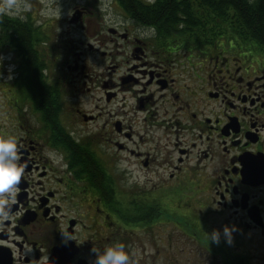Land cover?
Segmentation results:
<instances>
[{
  "label": "flooded vegetation",
  "instance_id": "flooded-vegetation-1",
  "mask_svg": "<svg viewBox=\"0 0 264 264\" xmlns=\"http://www.w3.org/2000/svg\"><path fill=\"white\" fill-rule=\"evenodd\" d=\"M112 1L119 13L102 26L119 59L106 73L76 52L52 69L37 49L47 104L20 53L0 58L15 65L0 81V136L17 137L25 165L0 264H93V246L115 243L129 264H264V30L219 0H173L159 22L131 6L168 0Z\"/></svg>",
  "mask_w": 264,
  "mask_h": 264
},
{
  "label": "rangeland",
  "instance_id": "rangeland-1",
  "mask_svg": "<svg viewBox=\"0 0 264 264\" xmlns=\"http://www.w3.org/2000/svg\"><path fill=\"white\" fill-rule=\"evenodd\" d=\"M46 0H34V7L28 14L29 21L34 29L41 33V38L37 45V49L41 50L42 56L46 62L53 68L59 69L64 66V63L71 61L78 56L80 61H83L90 72L95 73L107 72V66L115 64L116 57L114 51V43L109 41V36L103 32L102 19H115L114 17L119 13V9L115 6L112 0H47V3L56 8L57 5L61 8V16L55 15L43 16L41 15V8L44 6ZM83 8L86 12V17L82 20L81 25H74L77 19L73 18L79 12L75 9ZM75 10V11H74ZM9 17V16H7ZM13 18V17H9ZM17 19V18H13ZM83 26V28H82ZM3 35L0 32V58L9 61L13 58L14 53L10 54V49H1L3 47L9 48L4 43ZM87 44L92 48L98 49V52L89 50ZM74 52L75 54L71 57ZM105 52L102 56L101 53ZM109 53L110 56H107ZM71 58V59H70ZM117 59H119L117 57ZM100 64H103L101 66ZM15 65H8L2 69L0 61V81H10L11 73L14 71ZM9 75L11 78H9ZM20 76H22L20 74ZM96 83H87V89L80 97L84 103L85 108L93 106V96L96 94ZM145 172V170H142ZM139 174V173H138ZM141 175V173H140ZM144 179L139 183L142 184ZM156 183V179H154ZM172 232V231H171Z\"/></svg>",
  "mask_w": 264,
  "mask_h": 264
},
{
  "label": "clouds",
  "instance_id": "clouds-1",
  "mask_svg": "<svg viewBox=\"0 0 264 264\" xmlns=\"http://www.w3.org/2000/svg\"><path fill=\"white\" fill-rule=\"evenodd\" d=\"M34 7V0H0V16H9L19 20H26L28 14ZM41 15L61 16V8L57 5L52 8L47 0L41 8ZM155 34V28L149 27L140 32L141 36ZM9 78L11 76L9 75ZM19 148L17 137L8 135L0 136V227H4L5 221L14 220V212L12 206L17 203V194L20 191L19 183L24 174L25 165L20 163ZM234 228L225 225L222 229L226 243H231V235ZM66 240L71 237L68 233H62ZM220 230L214 229L207 234L208 239L213 243H219ZM94 253L93 264H129L130 257L125 251L123 243H115L103 249L92 247L90 249Z\"/></svg>",
  "mask_w": 264,
  "mask_h": 264
},
{
  "label": "trees",
  "instance_id": "trees-1",
  "mask_svg": "<svg viewBox=\"0 0 264 264\" xmlns=\"http://www.w3.org/2000/svg\"><path fill=\"white\" fill-rule=\"evenodd\" d=\"M249 1V0H248ZM226 4H232L235 8V12L241 15H246L252 26L257 30H264L263 26V14L264 9L257 7L255 2H250L247 0H219V7ZM126 8L130 7L129 5ZM133 8V13L140 15L144 19H150L159 22L163 19L173 20L175 10L177 5L173 0H168L167 2H162L157 4L152 8H147L138 5L131 6ZM182 8L187 9V5L182 4ZM0 32L3 35L4 43H6L9 49L14 50L16 53H20V58L23 62L28 63L25 69V76L30 78L31 84H33L35 90L34 94L36 96V105L42 106L48 103V95L41 88V78L40 68L42 59H40L37 52V45L39 39L41 38V33L34 29L31 22L28 20H19L9 18L7 16H0ZM26 66V65H25ZM47 101V102H46ZM45 113L49 112V107L44 106Z\"/></svg>",
  "mask_w": 264,
  "mask_h": 264
}]
</instances>
